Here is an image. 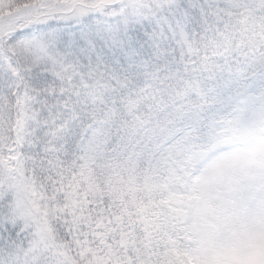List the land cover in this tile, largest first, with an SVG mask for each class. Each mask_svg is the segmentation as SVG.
Masks as SVG:
<instances>
[{"label": "snow or ice", "instance_id": "obj_1", "mask_svg": "<svg viewBox=\"0 0 264 264\" xmlns=\"http://www.w3.org/2000/svg\"><path fill=\"white\" fill-rule=\"evenodd\" d=\"M0 264H264V0H0Z\"/></svg>", "mask_w": 264, "mask_h": 264}]
</instances>
